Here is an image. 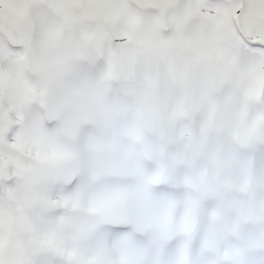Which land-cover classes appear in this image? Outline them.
<instances>
[{"label":"snow or ice","instance_id":"obj_1","mask_svg":"<svg viewBox=\"0 0 264 264\" xmlns=\"http://www.w3.org/2000/svg\"><path fill=\"white\" fill-rule=\"evenodd\" d=\"M0 264H264V0H0Z\"/></svg>","mask_w":264,"mask_h":264}]
</instances>
